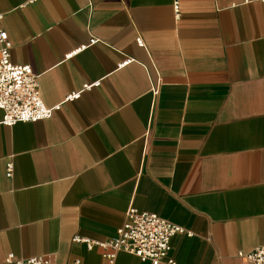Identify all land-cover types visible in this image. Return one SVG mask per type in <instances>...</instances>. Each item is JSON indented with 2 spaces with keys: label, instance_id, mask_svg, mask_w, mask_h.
<instances>
[{
  "label": "crops",
  "instance_id": "1",
  "mask_svg": "<svg viewBox=\"0 0 264 264\" xmlns=\"http://www.w3.org/2000/svg\"><path fill=\"white\" fill-rule=\"evenodd\" d=\"M174 1L0 0L11 61L60 106L13 125L0 108V264H152L73 241L115 238L132 205L184 229L176 264H253L239 252L264 246V1Z\"/></svg>",
  "mask_w": 264,
  "mask_h": 264
},
{
  "label": "built area",
  "instance_id": "2",
  "mask_svg": "<svg viewBox=\"0 0 264 264\" xmlns=\"http://www.w3.org/2000/svg\"><path fill=\"white\" fill-rule=\"evenodd\" d=\"M264 1V0H259ZM174 8L179 13V0L174 1ZM139 43L142 42L138 38ZM12 43L5 30L0 29V108L4 112L3 123L13 125L17 122H35L49 118L53 110L60 106L49 107L40 95L38 75L30 65H18L11 61ZM89 89L91 85H85ZM81 92H74L68 99H75ZM13 174V164H8L7 175ZM184 229L162 218L156 213L140 211L133 205L126 212L125 221L118 229L117 236L108 241H94L76 236L74 242L86 243L89 249L95 246L105 250L104 255L113 262L116 253L125 251L135 254L142 261L152 264H176L169 257L172 238ZM253 264H264V246L250 252H239ZM4 264H53L46 255L17 258L10 253Z\"/></svg>",
  "mask_w": 264,
  "mask_h": 264
}]
</instances>
